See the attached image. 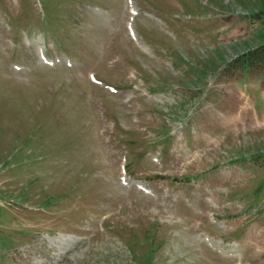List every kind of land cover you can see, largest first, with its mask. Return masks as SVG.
Wrapping results in <instances>:
<instances>
[{
  "label": "rangeland",
  "instance_id": "374dc122",
  "mask_svg": "<svg viewBox=\"0 0 264 264\" xmlns=\"http://www.w3.org/2000/svg\"><path fill=\"white\" fill-rule=\"evenodd\" d=\"M0 264H264V0H0Z\"/></svg>",
  "mask_w": 264,
  "mask_h": 264
},
{
  "label": "bare ground",
  "instance_id": "6f19581e",
  "mask_svg": "<svg viewBox=\"0 0 264 264\" xmlns=\"http://www.w3.org/2000/svg\"><path fill=\"white\" fill-rule=\"evenodd\" d=\"M258 236H259V234H258ZM258 236H257V237H258Z\"/></svg>",
  "mask_w": 264,
  "mask_h": 264
}]
</instances>
